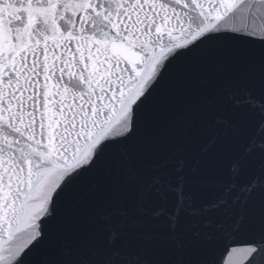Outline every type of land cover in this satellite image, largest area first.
<instances>
[{
	"label": "snow or ice",
	"instance_id": "1",
	"mask_svg": "<svg viewBox=\"0 0 264 264\" xmlns=\"http://www.w3.org/2000/svg\"><path fill=\"white\" fill-rule=\"evenodd\" d=\"M0 264H264V0H0Z\"/></svg>",
	"mask_w": 264,
	"mask_h": 264
},
{
	"label": "water",
	"instance_id": "2",
	"mask_svg": "<svg viewBox=\"0 0 264 264\" xmlns=\"http://www.w3.org/2000/svg\"><path fill=\"white\" fill-rule=\"evenodd\" d=\"M261 23V21H257V24L259 25Z\"/></svg>",
	"mask_w": 264,
	"mask_h": 264
}]
</instances>
